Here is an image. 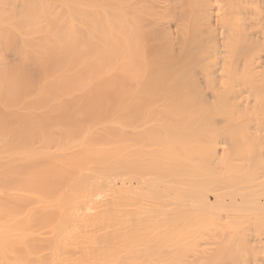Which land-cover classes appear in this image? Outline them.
<instances>
[{
    "label": "bare ground",
    "instance_id": "1",
    "mask_svg": "<svg viewBox=\"0 0 264 264\" xmlns=\"http://www.w3.org/2000/svg\"><path fill=\"white\" fill-rule=\"evenodd\" d=\"M121 1L123 0H120V2L118 0H0V155L2 156H0L2 159H0V161H3L2 164H0V170L3 174H0V176L2 175L1 181L5 191L2 195L3 199H1L3 200L2 206L4 210H2L1 206V212H5L7 216L6 219L1 222L6 226V228L4 226L3 228L5 229L4 236L6 234L4 247L7 251L18 250L22 253H33L39 255L38 257L40 259L45 258L44 253H48L49 258L52 260V264H116L119 253L118 249H120L118 248V244L122 243L121 247L123 252L133 255L132 258H137L139 263L143 264L144 258L150 259V253H152L154 249L158 250L159 248H155L154 245V249L151 250L152 246L149 244V241H147V243L144 241L148 240L144 239L145 237H148V235H152L149 237L153 238L157 237V243L159 244L161 241L160 246L162 247L160 248H164L165 250H163L168 252V248L165 245L166 243L162 241L164 236L166 239L168 238V233V236H172L173 234L175 235V233H184L183 230L185 229L182 224L178 225L180 227H174L172 224L173 228L170 229V227H167L169 231L164 228V224H161L163 226H159L158 229L157 226L156 228L153 227L155 226L152 225L154 219L149 218V210L152 207V203L153 207L151 209H154V206H158V208L154 210V212L157 211L155 212L156 216L160 215L159 218L156 217L155 219L157 220V222L155 221L157 225H159V221H164L165 215L167 217L169 215L175 221L177 216L179 219L181 215L187 212L190 213L189 211H184L188 206L185 205L186 208L182 209V202L184 203L183 200H185L188 205V198H191V195H196L197 197H195V199H199L200 201H198L200 203L205 202V206H207L208 203L210 209L211 206L209 204L211 203H209V194L211 193L210 195L213 198L212 205L214 204L220 209L222 208L221 213H223L224 210L227 211V213L230 212V209H228L229 211L226 210L229 207L235 208L239 202L238 199H240V201L242 200V204L246 203L245 206L247 205V207H244L247 211L249 210V212L253 209H255V211L256 209L264 211V178L261 180L257 178L256 181V179H254L256 178L255 174V177L250 174L251 177H249L252 178L253 176V180L257 183H253L252 179L244 178L245 181L247 180L249 183L251 180V185L246 188L243 183L247 185V181L244 182L241 179H235L240 177L243 173L238 172L239 169L241 171V169L248 168V166L250 167L252 162L251 157H254L253 153L256 155L264 151V0H223L226 5L223 4L227 8L224 7L219 0H215L214 2H212V0H201V4H198L200 8L199 6L196 7L198 10L195 11V8L193 9V7H191V9H193L191 11L195 13L194 15H197V11L199 12L198 15H202V17H197V20H199L198 23L202 24L203 21V24L200 25L206 27V34H210V37H208L209 39L206 38L210 44L208 43L207 46L205 44L207 48L204 47L206 49H204L205 53L201 52L202 50L200 49L202 48L198 49L203 56L192 55L193 57L190 56L191 54L187 55L186 51H188V49L186 50V48H184L186 51H181L183 47L176 51L173 49V42L170 40L169 32L167 29L160 26L161 24L158 21L160 16L163 17L161 14H158V12L149 13L146 11L149 18H153V20L149 21L148 19H143L144 16L147 17L144 12L145 10H149L151 6L152 10L156 8L153 7L155 6L154 2V5L151 4L149 8L146 7L147 9H144V5H141L144 0H138V3L135 0L137 4L140 3L144 11L142 8H138L139 10L134 8V4L130 5L131 7L127 5V7H125L127 11H125L124 2ZM154 1L157 2L156 0ZM216 2H219L222 7L218 4L219 6L215 8L213 3ZM143 3L145 4V2ZM148 3L149 2L146 3L147 6ZM189 3L191 2L189 1ZM114 5H116L115 8ZM164 7L166 6L164 5ZM182 9L184 10L183 5ZM168 11L167 14L170 13ZM163 12H165V9ZM150 14H153L154 17H150ZM164 14L166 15V12ZM183 16L184 15H182V17ZM212 16H215V18L213 19ZM190 17L188 20L192 19V16ZM210 18L215 20V27L210 25V22H212ZM126 19L128 22L130 20V22H126ZM195 19L194 16L193 21ZM145 20L149 21V23ZM184 20V23H187V14ZM152 21H154V24H152ZM180 21L182 23L183 18H181L179 22ZM189 23L190 21H188V24ZM183 24L182 27H185L184 30L182 29V32L178 31L180 34L182 33L180 36L182 39L180 40L183 41H180L179 44L177 43L178 45L184 42L185 39H190L191 34L189 35V33L192 32L191 30L194 27V24L193 27L187 24L186 26L188 27H186ZM197 27L195 26L193 30L196 29L197 31H194L199 33L198 30L200 29ZM216 28L218 30H216ZM185 29L189 32H186ZM195 32L193 36H195ZM175 38H177V36ZM203 38H205V36L202 37V40H204ZM194 39H197L196 36ZM134 40L138 41H136V43H140L139 46L138 44H133L135 43ZM191 40L192 38L190 39V42H192L190 45H195V42L193 43V40ZM176 41H179V39H176ZM218 42L219 44L224 43L222 46L224 49L221 48V50H219L220 48L217 46ZM201 43L198 44L200 45ZM221 45L222 44H220V46ZM176 46L177 45H175L174 48ZM222 49L224 52H221L223 51ZM195 105L196 107L198 106L200 110L203 106L204 108L205 106L209 108L212 106L217 110L223 108L226 112L225 108H228L231 115L235 113L236 110L234 109H239L240 112H236V114L239 116L241 114L246 119V123L244 122L243 124L247 125V122H249V125L252 126V123L258 122V119L261 122V124L258 122L255 130L254 126L253 129L249 126V129L251 128L250 130H254L249 132V129V131H246L248 125H243L242 120L240 124L246 128L244 133L246 131V137L247 139L249 138V140H246L243 132V134H238V139L241 141L242 138H245V142L242 139L243 143L246 145L248 143V145H252L250 143H253V146L256 144L255 142L258 141L255 146L257 147L259 143L258 146L261 147L262 145L263 148H261L263 151L258 147L261 150L258 149L259 152H253L252 155L249 154L248 151L243 152V154L245 153V155L247 154L249 157L247 155V157L245 155H241V157L240 154L236 156L233 154L234 157L230 154V156L232 155L231 158L233 157L231 163H228L231 159H229V156L227 157L229 160L225 158V162L227 161L225 163L220 155V161L222 160L224 164H222L223 168L219 171V175L223 176V178L227 177V179H221L223 180L222 185L221 181H219L220 176L218 174H215L217 177H215L214 174L211 175L215 177V179H209V185L211 183L214 185L215 182L216 187H213V189H210L209 185L205 186L204 184V182L208 183L207 179L205 180L204 178L206 173H201L203 176L205 175L204 177L198 175V177L204 178L202 180H205L202 184L206 188H203V186L201 187L202 184H200V186L198 184L196 185V182L192 181L193 179L188 181L191 183L189 184L185 180L188 179L187 173L185 178L184 176L182 177L184 179L181 178V174H178L177 171L176 173L179 176L173 174L175 170H171L173 171L171 174L174 175V178L175 175L176 178L177 176L180 177L182 181H184L183 185L179 186L177 182L179 179L175 178V181L172 175L173 179L171 178L170 182L169 175L171 171L167 172L169 173L168 177L165 171L167 169L170 170V168L172 169V167L168 168L172 164H167L170 162L169 160L173 159L175 154V156H179L186 161V158L184 159L186 156L181 153L184 152L183 150L190 148H186L185 141L188 142L191 140H187L184 135L185 133L179 126V122H181L182 118L179 116L182 113L175 112L176 110L173 112L170 109L173 107H183L184 109L188 107L189 109L190 106L193 107ZM207 107L205 109H207ZM231 108L234 113L231 112ZM146 109L154 110L146 112ZM156 109L158 111H156ZM182 112L187 111L184 110ZM230 113L227 112L226 114L221 112L219 117L224 119V117ZM184 114L186 115V113ZM136 118H139L140 122L141 120L143 121V119L145 120L142 123V125H145L143 128L141 125V128L139 126L137 128L135 127ZM148 118L150 119V123L153 120L155 123L156 121H158L157 123H161V125L159 124L160 126L165 124L163 128L158 127V124H156L157 128L164 131L160 129L157 130L155 126L153 127L157 131L150 130L152 127L148 129V126L146 127V125H149V123L146 124L149 120ZM193 118L196 119V117ZM212 119L213 118H211V120ZM222 119L220 120L225 121ZM232 120L234 119L232 118ZM250 120L254 121L251 123ZM173 123L175 126L171 125ZM183 124H185V120ZM167 125L168 127H166ZM196 126L198 125L196 124ZM242 126L239 127L241 131L243 129ZM174 127L175 129H173ZM203 127L205 128V126ZM221 127L222 126H219L217 128L221 129ZM168 128L171 129V132ZM199 128L200 127H198V129ZM233 128L237 129L238 127ZM165 129H167V131H165ZM196 131L197 130L194 132ZM199 131L200 130L197 131V135ZM214 131L217 130L214 129ZM206 132L210 133L209 131ZM202 134L203 133H201V135ZM215 134L219 133L217 132ZM221 134L223 135V133ZM197 135L193 137L195 142L189 144V141L188 144L194 145V149L192 146L190 149L200 152L204 148V145L202 147V145L196 143L197 141L199 142ZM225 135H223V137L229 136ZM209 136L210 135H208V137ZM240 136H242V138ZM190 137H192V135ZM211 137L213 136L211 135L209 139H212ZM215 138L220 139L219 135ZM250 140H252V142L246 143V141ZM209 141L208 142L211 143V140ZM215 141H213L214 144L211 143V145L208 143L210 145L209 147L207 145V149H209L208 151L210 152L208 153L212 155V159L213 157L217 158L216 150L217 148L220 149V147H217L219 146L218 141H216L217 143H215ZM244 144H242V146L245 147V149L241 146L244 149L243 151L251 149V147L249 148V146ZM162 145L166 148L163 149ZM222 145L224 144L222 143ZM119 147L121 150H119ZM227 148L226 145L221 146L222 155L229 150ZM119 151H121L120 167ZM165 151L169 152L165 153ZM186 151L188 152V150ZM170 152L172 153L169 155ZM187 152L186 154H188ZM163 153L169 156L167 155L168 157H166L168 160L166 159L160 162V164H163L162 162L165 163L161 168L160 166L158 167L156 160L162 157L161 155ZM200 153H197V156H199ZM229 153L230 150L225 154ZM202 154L199 157H203ZM192 155L191 152L189 160L192 158ZM135 156H137V158ZM256 156L260 157H258L259 159L257 162L254 161V164L258 163L260 160L261 164H259L263 166L264 153ZM169 157L171 159H169ZM177 157L176 160L180 161L178 160L179 157L178 159ZM199 157L198 159H200ZM257 157H255V160ZM201 161L200 159V162ZM254 166L255 165H253V167ZM165 167H167V169ZM190 167L194 168L193 165ZM175 168L173 167V169ZM184 168L182 169L184 170ZM187 168L188 167L185 169ZM193 168L190 169H196ZM119 169L122 172L120 171L119 173ZM261 169L260 171H262ZM158 170L164 174L166 173V177L163 173L158 172V177L159 175L163 176L159 177V179L157 177L154 178V175L157 176L156 172ZM180 170L179 172L181 173ZM253 170L256 171L257 169H252V173ZM196 171L198 172V170ZM229 172H231L232 175L237 173L240 176L236 175V177H234V175L232 178L230 177L232 175L228 176V174H230ZM142 173L146 174L144 175ZM198 174H200V172H198ZM146 175L148 176L146 177ZM191 176H193V174H191ZM257 176L260 177V175ZM229 177L234 179V182L231 180L232 184H235L236 180L237 187L236 185H232L231 189L234 188L233 190L223 187L224 184L228 187L227 183H230ZM241 177H243V174ZM217 180L219 183L216 182ZM238 182H240L241 189ZM134 183L136 187H141L140 190L138 189L139 192L136 188L135 194L133 191V188H135L133 185ZM185 184L188 186L186 187ZM144 186H148L149 188L147 187V189L145 188V190L142 191V187ZM197 186L201 187V189L209 188L211 191H207L209 194L207 192L203 193L204 190L200 191ZM188 187L191 193L186 190ZM238 187L240 190H238ZM182 189H184V193L185 191L190 193L191 197H187L185 194L187 201L185 195L182 197V194H184ZM146 190H149L147 191L149 193H147L148 197H146V193L144 192ZM236 190L239 193L242 192L240 195H243L244 199L241 198L242 196L237 199L239 193ZM143 192L145 195L142 196ZM154 194H156L155 198L152 199ZM136 199L138 201H136ZM195 199L192 200L191 198L192 201H189H191V203L193 201L196 202ZM135 202L136 204L139 202L137 205L139 209H137L138 211H134H137V213L139 212L140 215V217L139 215L138 217L136 216L137 225L134 224L136 226L133 225L135 219L134 216H132V214H136L133 213L135 207L132 208L135 206ZM167 203H170L172 206L180 204L179 210L182 211L178 213H176V210L170 211L169 208L171 205L169 204L168 213L167 207H165ZM142 205L146 207L144 206L143 208ZM161 205L163 207H161ZM119 207L122 210H120V212L123 213V219L121 218V242L118 240V235L120 234ZM192 208L188 209L192 211ZM205 209H207V207ZM245 209L244 211L246 212ZM151 211L153 212V210ZM217 211L214 212V214L216 213V221ZM232 212L236 213V210L233 209ZM245 212L242 213L245 214ZM200 213L201 210L199 211V215ZM204 214H206L205 211H203V215ZM229 214L232 213L230 212ZM249 214H245L246 219ZM258 214L260 216L261 212L258 211ZM258 214L254 212L257 218ZM209 215L211 217L213 214L209 212ZM218 215L220 216L219 218H221V214L219 213ZM232 215L231 218L230 216L228 218L226 215H224V217L228 219V221L230 219L233 221V218L236 220L237 215H235L236 217L234 215L232 217ZM240 215L241 213L239 217ZM210 217H206V222L208 220L210 223L214 222L210 221ZM213 218H215L214 215ZM223 218H221V220ZM250 218L248 217V220ZM260 218L261 220L264 219L263 217ZM14 221L16 223H14ZM193 222H190V224H193ZM262 223H264V221H262ZM165 224L167 226V218ZM217 226L218 224L216 225V228L219 227L218 229L214 227L215 236L219 238V240H221L220 237H222V241L224 240L223 243L225 241L228 243L227 239L230 237L223 239L224 236H222V234L227 236L223 226L220 225L223 229L222 231L221 227ZM194 227L191 226L192 230ZM203 227L201 228L202 230ZM188 228L189 227H187V229ZM153 229H157V233L156 231L152 232ZM189 230L191 229L189 228ZM250 230L251 229H249V232ZM235 231H237V229ZM235 231H233V233H235ZM136 235L138 237H136ZM178 236L179 234L177 237ZM184 236L183 238H185ZM238 237H236L237 240H239ZM136 238H140L141 240L138 239L137 241ZM204 238L205 236L203 239ZM211 238L215 239V243L218 241L220 244H215L216 247L211 241L216 251H213V255L216 253L213 257L215 260H218L220 254H225V251L228 250V248L227 250L222 249L229 247V243L228 245L220 243L218 239L214 238V235L211 236ZM142 239L144 242H142ZM139 240L141 241L140 243ZM254 241L252 242L251 240L253 244L258 240ZM202 242L206 244V241L202 240ZM259 242L258 244L260 245L257 246L262 250V252L260 251L262 253L260 264H264V239L262 241L259 240ZM195 243L197 242L195 241ZM158 244L157 246H159ZM163 244L165 246H163ZM179 244L181 243L179 242L177 245ZM221 245L223 248L219 249ZM196 247L198 248V243ZM236 247L234 248L236 249ZM177 249L176 253L178 254ZM185 249L186 248L183 250ZM237 249L235 250L236 252ZM183 250L181 253L183 252L184 254H181V259L184 258L183 260L186 261L188 254L186 256L185 252L188 251ZM243 250L241 251L243 252ZM230 251L231 250H229V252ZM248 251L246 250V252ZM161 252L159 250V253ZM229 252L227 254H229ZM205 254H207V252ZM230 254L232 256L231 252ZM166 256L167 255H165V257ZM172 256L169 258L171 262L172 259L174 261ZM163 257L164 255H162V258ZM175 258H177V255ZM190 258L194 259L192 255ZM190 258L188 259L190 260ZM210 258H207L208 261ZM230 258L231 257H229V260ZM181 259L179 261L175 259L176 263L172 262V264H183ZM214 259L212 261H215ZM162 260H164V258ZM202 260L203 259L200 261ZM229 260L225 263H229ZM231 261H233V264H237L238 262L237 260V262L234 263L235 260L233 259H231ZM244 261L245 264L246 259ZM171 262L169 264H171ZM248 262L247 264H249ZM166 263L168 264V262ZM199 263L200 262H198V264ZM205 263L208 262L206 261ZM215 263H217V261Z\"/></svg>",
    "mask_w": 264,
    "mask_h": 264
},
{
    "label": "rangeland",
    "instance_id": "2",
    "mask_svg": "<svg viewBox=\"0 0 264 264\" xmlns=\"http://www.w3.org/2000/svg\"><path fill=\"white\" fill-rule=\"evenodd\" d=\"M118 1L120 2V0H118ZM136 1H137V3H138V0H136ZM146 1L149 2V3H148V6L146 5V3H147ZM150 1H151V3H150ZM156 1H157L158 3L155 2L154 0H149V1H148V0H144L143 2H145V4H144L142 1H140V2H142L141 5H144V7H143L144 9H147L146 7L149 8V6H151V4H152V5L155 4V6H153L154 8L156 7L155 9H153L154 11H153L152 8H151L152 6L150 7L151 10H150V8H149L150 11H149L148 9L144 11V9H143L142 6L140 5V3L137 4V3L135 2V0H123V1H121V2H124V3H123V4L125 5L124 8L127 7V5H128V7H131L130 5H132V4H134V6H135L134 8H136L137 10H139L138 8H142L143 11L146 13L145 15H147V12H149V13H151V12H156V13H157V12H158V14H161V15L164 17V18H163V17L160 16L161 18L159 17V19H158V21H159L160 24H161L160 26H162L164 29H167V31L169 32V34H170V38H171L170 40H172V42H173V43L171 42V43H172V47H173V49H175V51L178 50L179 48L183 47V49H181V51H186V50L188 49V51H186V53H187V55H190V54H191V55H190L191 57H193V56H197V55H198V56H200V55L203 56L202 53H203V52L205 53V50L207 49L206 46H207V44L209 43V41H207L206 38L210 37V36H209L210 34H206L207 31H205V30H207V29H206L205 26H201V25L203 24V21H202V24H201V23H198L199 20H197V17H199V16L202 17V15H198V13H199L198 11L196 12L197 15H194L195 13H193V11H191V10H193L194 8H195V9H194L195 11L198 10V8H196L197 6H199V8H200V5H198V4H201V0H197V1H196V0H181V1H180V0H177V1H176V0H156ZM160 1H161V2H160ZM174 1H175V2H174ZM178 1H179V2H178ZM189 1H190L191 3H189ZM214 1H215V0H212V2H214ZM217 1H218V0H217ZM219 1H220V3L222 2L221 4L224 3V4L226 5V3L223 2V0H222V1L219 0ZM224 1H225V0H224ZM115 2L118 3L117 1H115ZM115 2H114V3H115ZM153 2H154V4H153ZM171 2H172V3H171ZM185 2H188V3H185ZM116 3H115V4H116ZM169 3H170V4H169ZM177 3H178V4H177ZM180 3H181V4H180ZM184 3H185V4H184ZM195 3H196L197 5H196ZM220 3H219V2L213 3V6L216 8L217 6L221 5ZM136 4H137V5H136ZM157 4H158V5H157ZM159 4H160V5H159ZM167 4H169L170 6L167 5ZM188 4H189V5H188ZM192 4H195L196 6H195V5H192ZM218 4H219V5H218ZM224 4H223V6L226 7ZM116 5H117V4H116ZM116 5H114V8L116 7ZM138 5H139V7H138ZM156 5H157V6H156ZM164 5H165L166 7H164ZM172 5H173V7H172ZM176 5H177V6H176ZM182 5H183L184 10L182 9ZM159 6H160V7H159ZM174 6H175V7H174ZM162 7L165 9L166 15L164 14L165 12H163L164 9H163ZM191 7H193V9H191ZM221 7H222V5H221ZM157 8H158V9H157ZM161 8H162V9H161ZM169 8H170V9H169ZM174 8H175L176 10H175ZM226 8H227V7H226ZM125 9H126V8H125ZM156 9H157V11H156ZM167 9H168L169 11H168ZM178 9H179V10H178ZM189 9H190V10H189ZM161 10H163V11H161ZM174 10H175L176 12H175ZM115 11H116V10H115ZM125 11H127V9H126ZM146 11H147V12H146ZM167 11L170 12V13L167 14ZM173 11H174V12H173ZM186 11H187V13H186ZM189 11H190V12H189ZM162 12H163V13H162ZM184 12H185V13H184ZM100 13H101V11H100ZM120 14H121V13H120ZM153 14H154V13H153ZM153 14H152V15H153ZM173 14H174V15H173ZM175 14H178V15H175ZM186 14H187V23H184V21H185L184 19L186 18ZM190 14H193V15H190ZM215 14H216V13H215ZM99 15H100V14H99ZM121 15H122V14H121ZM150 15H151V14H150ZM152 15H151L150 17H154V15H153V16H152ZM182 15H184L185 17H184V16L182 17ZM100 16H101V15H100ZM174 16H175V17H174ZM177 16H178V17H177ZM188 16H189V17L192 16V19L188 20V19H189ZM194 16H195V18H196V19H195L196 21H195V20L193 21ZM215 16H216V15H215ZM215 16H212V18L214 19ZM174 18H175V19H174ZM181 18H183V22H182V23H181V21L179 22V20H180ZM190 18H191V17H190ZM212 18H210V19H211L210 21H212V22H210V25H212L213 27H215V25H214V24H215V20H212ZM143 19H148L149 21H150V20H153V18L150 19L148 15H147V17L144 16ZM176 19H177V20H176ZM178 19H179V20H178ZM126 20H127V19H126ZM168 20H169V21H168ZM145 21H147V20H145ZM149 21H147V22L149 23ZM161 21H162V22H161ZM177 21H178V22H177ZM188 21H190L189 24H188ZM126 22H128V20H127ZM129 22H130V20H129ZM129 22H128V23H129ZM152 22H153V23H152ZM152 22H151V23L154 24V21H152ZM193 22H194V23H193ZM173 23H174V24H173ZM178 23H181V24H178ZM183 23H184V24H183ZM191 23L194 24V27H195V26H196V27L198 26L197 28L200 29V30H198L199 33H196V32L194 31V30H196V29L193 30L194 27H193V24H191ZM197 23H198V24H197ZM212 23H213V24H212ZM182 24H183L184 26H186V24H187L188 26H189V25H190V26L192 25V26H191V27H193L192 30H191V29H188V28H187V29H188V30H191L192 32H193V31L195 32V36H196V38H197V39H196L197 41L194 39V37H195V36H193V35H194V32H193V35H192V32H191V31H190L191 33H189V35L191 34L190 39H191V38H192V40L194 39V40H193V43L195 42V45H194V44H192V46L190 45L192 42H190V39H189V38H188V40L185 39V40H187L188 42L184 40L185 43L182 42L180 45H178V44L180 43V41H183V40H180V39H182V37H180L182 33H181V34L179 33V32H182V29L184 30V28H185V27H184V28L182 27ZM196 24H197V25H196ZM200 24H201V25H200ZM127 25H128V24H127ZM179 25H180V26H179ZM199 25H200V28H199ZM177 26H178V27H177ZM188 26H186V27H188ZM179 27H180V30H181V31L179 30ZM201 27H202V28H201ZM177 28H178V29H177ZM185 30H186V29H185ZM188 30H186V32H187ZM216 30H218V29L216 28ZM178 31H179V32H178ZM196 31H197V30H196ZM204 31H205V33H204ZM183 32H184V31H183ZM186 32H184V33H186ZM188 32H189V31H188ZM196 34H197V35H196ZM200 35H201V37H200ZM176 36H177V38H175ZM203 36H205V38H203L204 40H202V37H203ZM200 38H201L202 41L200 40ZM176 39H177V40L179 39V41H176ZM198 39H199L200 41H199ZM208 39H209V38H208ZM192 40H191V41H192ZM134 41H135V40H134ZM136 41H137V40H136ZM136 41H135V43H133V42H132V43H133V44H136V45L138 44V46H139L140 43H136ZM203 41H205V42H203ZM137 42H138V41H137ZM147 42H148V41H147ZM174 42H175V44H174ZM197 42H198V43H201V42H202V43H201L202 45L200 44L201 47H200V45H199ZM177 43H178V44H177ZM183 43H184V45L182 46ZM205 44H206V46H205ZM209 44H210V43H209ZM220 44H222V45L220 46ZM220 44H219V42H218V45H217V46H219V47H218V48H220L219 50H221V48L224 49V47H222V46L224 45V43H220ZM136 45H135V46H136ZM175 45H177V46L174 48ZM187 45H188V46H187ZM203 45H204V46H203ZM138 46H137V47H138ZM178 46H180V47H178ZM198 46H199V48H198ZM137 47H135V48H137ZM189 47H190V48H189ZM204 47H205L206 49H205ZM176 48H177V49H176ZM184 48H186V50H185ZM200 48H202V49H200ZM208 48H209V47H208ZM190 49L193 50V51H191ZM198 49L202 50V51H201L202 53H200V50H198ZM204 49H205V50H204ZM223 49H222V50H223ZM233 49H234V48H233ZM208 50H209V49H208ZM190 51H191V52H190ZM188 52H189V53H188ZM206 52H208V51H206ZM221 52H224V50L221 51ZM177 53H178V52H177ZM186 53H185V55H186ZM233 53H234V50H233ZM233 53H232V54H233ZM206 54H207V53H206ZM234 54H235V53H234ZM192 55H193V56H192ZM232 56H233V55H232ZM190 107H191V106H190ZM190 107H189V109H188V107H187V108L185 107V109H184L183 107H182V108H180V107H177V108H176V107H173V108L170 109V110L173 111V112L176 110L175 112L182 113V114H180V116H179V117H182V118H181V122H182V123L179 122V124H180L179 126L182 128L181 130L185 133L184 135H185V137L187 138V140L191 139V140H189L190 142L188 141L189 144H192V142H193V143L195 142L193 137H194L195 135H197V131H198V130L201 131V132H200V131L198 132V133L200 134V135H199V134L197 135V136H198V140H199V142L197 141L196 143L202 145V147H203V145H204V148H205L206 150L203 148V149L200 151L201 153H200V152H196L195 150H193V149H194V145H193V146H192V145H189L188 142L185 141V142H186V144H185V145H186V148H189V147L191 148V146H192V148H193V149H190V148H189V149H186V150H188V152H187L186 150H183L184 152L181 153V154H184V155L186 156V157H184V159L186 158V159H185L186 161H184L183 158L181 159L179 156H178V157H179V159H178V157L175 156L176 154L174 155V153H173V155H174V157H175V158L173 157V159L176 160V157H177L178 160H180V161L182 160V161L180 162V161H177V160L175 161V160L171 159V158H170V157L172 156V155H171V156L169 157V159H171L172 162H174V161H175V162L172 163L171 160H169L170 162L168 161L169 163H168L167 165L172 164V165L169 166L168 168L172 167V169L170 168V170H168L167 167H165V168L167 169V170H165L166 173H167V172H170L171 170H173V171L175 170V172H174L173 174H177V173H176V171H177L178 174H181V178H182L183 176H184V178H185V175H186V173H187L188 176H187V175H186V176L188 177V179H185V180L188 182V181H191V180L193 179L192 181L196 182V185L198 184L199 186H200V184H202L203 181H205V180L207 179V182H208V183H205V182H204V184H205V186H206V185H209V181H210L209 179H212V178L215 179V177H217V175L215 176V174H218V175L220 174L219 171L223 168V167H222V164H224V163L222 162V160L225 162V158H227L228 156H229V159H230L231 156H232L233 154H234L235 156L238 155V154H240V156H241V155L243 156V155H245V153L243 154V152H246V151H248L249 154H251V155H252L253 152H256V151L259 152L258 149L261 148L262 145L260 144L261 147H259V146H258L259 143H258V145H257V147H256L255 145L257 144L258 141L255 142L256 144H254V146H253V143H250V144H252V145H248V144H249L248 142H252V140H250V141H246V143H248L247 145L244 144L243 141H242V139L244 140L245 138H246V140H249V138L247 139V137H246V134H247L246 131L249 129V126H250V125H249V122H247V123H248V124H247L248 126H247L246 124H243V123L245 122L246 119H245L241 114H240V116H239L238 114H236V112H240L239 109H234V110H236L235 113H234L233 110H232V108H231V110H232L231 112L234 113V114H232V115H233V116H232L231 113H230V110H229L228 108H225V109H226V112H225V110H224L223 108H221V109L219 108L218 110H220V111H218L217 109H215V107H212V106H210V108L207 107V106H205V108L207 107V109H205L204 106H203V107L201 106V107H202L201 110H200V108H199L198 106L196 107V105L193 106V107H191V108H190ZM211 107H212V108H211ZM175 108H176V109H175ZM179 108H180V109H179ZM208 108H209V109H208ZM141 109H142V108H141ZM141 109H139V110H141ZM160 109H161V108H160ZM227 109H228V110H227ZM143 110H145V109H143ZM147 110H148V109H146V112H149V111H153L154 109H151V110H148V111H147ZM170 110H169V111H170ZM179 110H180V112H179ZM184 110L187 111V112H182V111H184ZM195 110H196V111H195ZM198 110H199V112H201V113H199ZM205 110L207 111V114H206V111H205ZM210 110H211V111H210ZM135 111H136V110H135ZM156 111H158V110L156 109ZM188 111H189V112H188ZM217 111H218V112H217ZM195 112H196V113H195ZM202 112H203V114H202ZM219 112H220V113H221V112H222V113H226V114H227V112H228V113H230V114H228L229 116H228V115L225 116V117H228V118H225V117H224V119H222V118L219 117V116H220V115H219V114H220ZM184 113H186V115H185ZM193 113H194V114H193ZM197 113L199 114V116H198ZM204 113H205V114H204ZM208 113H209V114H208ZM211 113H212V114H211ZM201 114H202V115H201ZM181 115H182V116H181ZM183 115H184V116H183ZM203 115H204V116H203ZM206 115L209 116V117H207ZM211 115H212V116H211ZM0 116H1V112H0ZM190 116H191V118H190ZM230 116H231L234 120H232V118H231ZM241 116H242L243 118H242ZM187 117H188V118H187ZM193 117H196V119H197L199 122H198L195 118H193ZM205 117H206V118H205ZM201 118H202V119H201ZM204 118H205V120H208V121H205ZM211 118H213V119L211 120ZM230 118H231V120H230ZM241 118H242V119H241ZM136 119H137V120H135V122H136L137 125L135 124V127L137 128L138 126L140 127V125H141L142 128H143V126H145V125H142V123H143L145 120L143 119V121L141 120V122H140V119H139V118H136ZM148 119H149V118H148ZM148 119H147V120H148ZM200 119H201V120H200ZM209 119H210V120H209ZM216 119H217V120H216ZM220 119L225 120V121H221ZM255 119H256V118H255ZM147 120H146V121H147ZM151 120H152V119H151ZM182 120H183V121H182ZM184 120H185V124H183V123H184ZM188 120H189V121H188ZM191 120H192V121H191ZM202 120H203V121H202ZM242 120H243V122H242ZM149 121H150V119L148 120V122H146V124L149 123V125H146V127L148 126V129H149V127H152L150 130H154V131H155L156 129L158 130V129H160L161 127L163 128V125H164V127H165V124H163L162 126H160L161 123H157L158 121H156V123L153 122V120L151 121V123H150ZM154 121H155V120H154ZM210 121H211V122H210ZM219 121H220V122H219ZM226 121H227V122H226ZM247 121H248V120H247ZM250 121H251V123H252L254 120H250ZM255 121H256V120H255ZM257 121L260 122L259 119H258ZM135 122H134V123H135ZM138 122H139V123H138ZM172 122H174V121H172ZM172 122H170V123H172ZM216 122H217V123H216ZM228 122H229V123H228ZM241 122H242L243 125H246L248 128H247V129L244 128V127L242 126V124H240ZM258 122H257V123L254 122L255 124L252 123V126H250V127L253 129V126H254V130H255V127H256V125L258 124ZM195 123H196L198 126H196ZM204 123H206L207 125L204 124ZM208 123H209V124H208ZM212 123H213V124H212ZM221 123H222V124H221ZM225 123H226V124H225ZM236 123H237V124H236ZM245 123H246V122H245ZM251 123H250V124H251ZM156 124H158L157 126L160 127V128H157ZM159 124H160V125H159ZM181 124H182V125H181ZM202 124H203V126H205V128L202 126ZM215 124H216V126H215ZM238 124H240V125H238ZM259 124H261V122H260ZM171 125H174V126H175L174 123L171 124ZM217 125H218V126H217ZM223 125H224V126H223ZM153 126H155L156 129H155ZM169 126H170V125H169ZM177 126H178V124H177ZM179 126H178V127H179ZM190 126H191V128H190ZM201 126H202V129H201ZM219 126H222L223 128H222V127H221V129L217 128V127H219ZM240 126L243 127L242 131H241L240 128H239ZM246 126H245V127H246ZM166 127H168V125H167ZM180 127H179V128H180ZM198 127H200V128L198 129ZM206 127H207V128H206ZM229 127H230V128H229ZM231 127H232V128H231ZM233 127H236V128L238 127L239 129H238V128L235 129V128H233ZM140 128H141V127H140ZM153 128H154V129H153ZM176 128H177V127H176ZM183 128H184V129H183ZM195 128H197V129H195ZM203 128H204V129H203ZM251 128H250V129H251ZM256 128H257V127H256ZM168 129H169V128H168ZM173 129H175V127H174ZM185 129H186V130H185ZM208 129H209V130H208ZM214 129L217 130V131H214ZM218 129H219L220 131H219ZM245 129H246V131H245V133H244V130H245ZM250 129H249V130H250ZM157 130H156V131H157ZM160 130H161V129H160ZM170 130H171V129H169V131H170ZM178 130H180V129H178ZM192 130H193V131H192ZM195 130H197V131L194 132ZM222 130H223V131H222ZM235 130H236V131H235ZM239 130H240V131H239ZM249 130H248V131H249ZM254 130H250L249 132L254 131ZM161 131H164V130H161ZM165 131H167V129H165ZM169 131H168V132H169ZM182 131H181V132H182ZM204 131H205V132H206V131H209L210 133H207V132L205 133ZM170 132H171V131H170ZM188 132H189V133H188ZM212 132H213V134H212ZM217 132H218L219 134H215V133H217ZM220 132L223 133V135L226 134V135H229V136H226V135H225L226 137H223V135H222ZM224 132H225V134H224ZM226 132H227V133H226ZM234 132H235V133H234ZM242 132H243L244 134H243ZM187 133H188V134H187ZM201 133H203V134L201 135ZM220 134H221V135H220ZM238 134H239V135H240V134H243V135L245 136V138H242V136H240V137L242 138V139H241L242 142L239 141V139H238ZM191 135H192V137H190ZM208 135H210V136L212 135L213 137H211V138H212L213 140H212V139H209L210 136L208 137ZM218 135H219L220 139H217L218 137L215 138V137L218 136ZM200 136H201V137H200ZM234 136H235V138H234ZM244 136H243V137H244ZM183 137H184V136H183ZM227 137H229V138H227ZM195 138H196V137H195ZM184 139H185V138H184ZM184 139H183V141H184ZM207 139H208V140H207ZM236 139H238V140H236ZM120 140H121V139H120ZM120 140H119V142H120ZM209 140H211V143H213V144H214L213 141H215V140L218 141V145H219V146H217L216 144H215V145H216L217 147H220V149L217 148V150H216V152H217V153H216V156H217V158H218L219 163H218V161H217V158H214V157H213V159H212V155H209L210 152L208 151L209 149H207V145H208V147L211 145V143H209V142H210ZM235 140H236V141H235ZM206 141H207V142H206ZM208 141H209V142H208ZM216 141H215V143H217ZM224 141H225V142H224ZM237 141H238V142H237ZM255 141H256V139H255ZM220 142H221V143H220ZM239 142H240V144L242 143V144H244V145H246V146H249V148L251 147V149H249V150L246 149L245 151H243V150L245 149V147H243L242 144H241V146L244 148V149H243V148L240 146ZM244 142H245V140H244ZM253 142H254V141H253ZM206 143H207V144H206ZM208 143H209L210 145H209ZM222 143H223L224 145H226V148L228 147L227 149L230 150V153H229V154H225L226 152H229V150H227L225 153H223V155L221 154V146H224V145H222ZM237 143H238V144H237ZM229 144H230V145H229ZM119 145H120V143H119ZM163 145H164V144H163ZM163 145H162V148L165 149L166 147H163ZM166 145H169V144H166ZM220 145H221V146H220ZM164 146H165V145H164ZM252 146H253L254 148H253ZM230 147H231V148H230ZM258 147H259V148H258ZM246 148H247V147H246ZM256 148H257V150H256ZM262 148H263V147H262ZM262 148H261V149H262ZM253 149H254V150H253ZM261 149H259V150H261ZM119 150H121L120 147H119ZM185 151H186L188 154H186ZM261 151H263V149H262ZM166 152H169V151H165V153H166ZM191 152H192L193 155H192V158H190V160H189V157H191ZM202 152H203V154H202ZM208 152H209V153H208ZM241 152H242V153H241ZM257 152H256V153H257ZM0 153H1V150H0ZM165 153H163V154L161 155L162 157H160V158L158 157V158H159V159H157L158 161L156 160V163H158V167H159V166L161 167L163 164H165L164 162H162L163 164H160V162L163 161V160H166V159H167L166 157H168L172 152H170L169 155L167 154L168 156L165 155ZM197 153H198V154L200 153L199 156H201V154H202L203 157H199V156H197V155H198ZM262 153H264V151H263ZM262 153H257L256 155H258V154L260 155V154H262ZM189 154H190V155H189ZM194 154H196V155H194ZM230 154H232V155L230 156ZM220 155H221V157L223 158L221 161H220V159H221V158H220ZM234 155H233V156H234ZM246 155H247V154H246ZM246 155H245V156H246ZM251 155H250V157H251ZM253 155H254V157H251V159H252L251 164H253V165H255V166L253 167V165L250 164V167L248 166V168L241 169V171H240V169H239V171H238V172H240V173L243 172V173H242V174H243V177H241L242 174H241V176H240V175L237 174V173L234 174V175H235V176H234V175H232L231 172H229L230 174H228V176L232 175V176H230V177L233 178V176L236 177V175H237V176L239 175L240 177L235 178V179H237V180H238V179H239V180L241 179V180H243L244 182L247 181V180L245 181L246 178H247V179H252L253 183L257 181V178H259L260 180L263 179V178H264V177H263L264 174H262V173H264V167H263L264 164H263V166L260 165V164H261V163H260V160H259L258 163H255V164H254V161L257 162L258 159H259L258 157H260V156L257 157L254 153H253ZM0 156H1V155H0ZM187 156H188V158H187ZM193 156H194V158H193ZM213 156H214V155H213ZM235 156H234V157H235ZM242 156H241V157H242ZM247 156L249 157V155H247ZM247 156H246V157H247ZM1 157H2V156H1ZM135 157L137 158V156H135ZM182 157H183V156H182ZM198 157H199L203 162H202V161L200 162V159H198ZM255 157H257L256 160H255ZM162 158H163V159H162ZM164 158H165V159H164ZM232 158H233V157H232ZM232 158L230 159V162L228 161V163H231ZM244 158H245V157H244ZM0 159H1V158H0ZM187 159H188V160H187ZM193 159H194V160L196 159V160L194 161ZM197 159H198V161H197ZM227 159H228V158H227ZM229 159H228V160H229ZM234 159H235V158H234ZM1 160H2V159H1ZM159 160H160V161H159ZM167 160H168V159H167ZM135 161H136V160H135ZM216 161H217V162H216ZM234 161H235V160H234ZM2 162H3V161H0V164H2ZM182 162H183V163H182ZM220 162H222V163H220ZM226 162H227V161H226ZM226 162H225V163H226ZM154 163H155V162H154ZM154 163H153V164H154ZM179 163L182 164V165H180ZM188 163H189V164H188ZM201 163H202V164H201ZM234 163H235V162H234ZM259 163H260V164H259ZM263 163H264V162H263ZM136 164H137V161H136ZM178 164H179V165H178ZM186 164H188V165H186ZM220 164H221V165H220ZM232 164H233V162H232ZM256 164H257V165H256ZM137 165H138V164H137ZM156 165H157V164H156ZM177 165H178V166H177ZM192 165H193L194 168H196V169H194L193 167H190V166H192ZM120 166H121V151H119V167H120ZM180 166H182V167H180ZM185 166L188 167V168L185 169V168H186ZM206 166H207V167H206ZM260 166H261L262 169L260 168ZM163 167H164V166H163ZM173 167H174V168L176 167V168L173 169ZM184 167H185V168H184ZM198 167H199V168H198ZM203 167H204V168H203ZM258 167H259L263 172L260 171V169H259ZM161 168H162V167H161ZM161 168H160V169H161ZM177 168H178V170H177ZM179 168H180L181 170H180ZM182 168H184L185 171H184ZM190 168H193L195 171L192 170V169H190ZM239 168H241V167H239ZM254 168H256L257 170H256V171L253 170V173H252V169H254ZM202 169H203L204 171H203ZM258 169H259L260 172L258 171ZM179 170L181 171V173L179 172ZM190 170H191L192 172H191ZM196 170H198V172H200V174H198V172H197ZM234 170H235V169H234ZM234 170H233V172H234ZM120 171H121V170L119 169V173H120ZM162 171H163V170H162ZM173 171L170 172V175H169V173H167V177H168V175L170 176V178H169V179H170V180H169L170 182H171V178H172V176H173V178H174V175L171 174ZM201 171H202V172H201ZM257 171H258L259 173H258ZM121 172H122V171H121ZM158 172H159V173H163V172H161V171L158 170V171L156 172V174H157ZM184 172H185V173H184ZM236 172H237V170H236ZM249 172H250V173H249ZM254 172H257L258 174H257V173H254ZM159 173H158V174H159ZM166 173H165V174H166ZM201 173H203V174L206 173V174H205L206 176L204 175V176H205V177H204L203 174H201ZM0 174H3L1 170H0ZM121 174H122V173H121ZM142 174H144V173H142ZM145 174H146V173H145ZM145 174H144V175H145ZM153 174H155V173H153ZM158 174H157V176L154 175V178L157 177V178L159 179V177H162V176H163V175H162V176L159 175V177H158ZM163 174H164V173H163ZM165 174H164V175H165ZM178 174H177V175H178ZM191 174H193V176H191ZM213 174H214L215 177H212V176H211V175H213ZM247 174H249V175H247ZM250 174L253 175V176H254V174H255L256 178H254L255 176H254V177L252 176V178H250V177H251ZM261 174H262V175H261ZM151 175H152V174H151ZM171 175H172V176H171ZM198 175H200V176L202 175V177H204L205 180H202V179H204V178H202V177H198ZM246 175H247V176H246ZM257 175H260V177L257 176ZM1 176H2V175H1ZM1 176H0V200L3 199V196H2V195H3V193L5 192L4 189H3V186H2V181H1L2 178H1ZM147 176H148V175H146V177H147ZM178 176H179V175H178ZM178 176H177V178H176V175H175V178H176V179H179V181H177V182H178V185H179V186H180V185H183V182H184V181H182V179H184V178L181 179V178L178 177ZM219 176H220L219 181H221V183L223 182V180H221V179H225V178L227 179V177L223 178V176H221V175H219ZM219 176H218V177H219ZM249 176H250V177H249ZM165 177H166V175H165ZM165 177H164V178H165ZM207 177H208V178H207ZM209 177H211V178H209ZM230 177H229V178H230ZM148 178H149V177H148ZM148 178H147V179H148ZM173 178H172V179H173ZM175 178H174V180H175ZM229 178H228V179H229ZM232 178H230V180H229V182H230L231 184H230V183H227L228 187H226L225 184H224L223 187H225L226 189H229V188H230V190H233L234 188H233V189H231V188H232V185H236V180H235V184H234V183L232 184V181L234 182V179H232ZM244 178H245V179H244ZM253 178L256 179V181H254ZM151 179H152V178H151ZM216 179H218V178H216ZM226 179H225V180H226ZM231 180H232V181H231ZM263 180H264V179H263ZM167 181H168V180H167ZM172 181H173V180H172ZM175 181H176V180H175ZM181 182H182V183H181ZM194 182H193V186H194ZM212 182H213V181H212ZM216 182L219 183L218 180H217ZM224 182H225V181H224ZM258 182H260V181H258ZM174 183H175V182H174ZM188 183L191 184L190 182H188ZM238 183H239V185H240V182H238ZM247 183H248L247 185H246V183H243V184H245V185H244L245 188H246L247 186L251 185V180H250V183H249V181H247ZM256 183H257V182H256ZM211 184H212V183H211ZM211 184L209 185V186H210V187H209L210 189H211V188L213 189V187H214V188L216 187V186H215V182H214V185H213V184L211 185ZM241 184H242V182H241ZM133 185L135 186V188H133V191H134V194H135V190H136V188H137V191H138V189L140 190L141 187H136V184H135V183H134ZM147 185H148V184H147ZM196 185H195V187H196ZM220 185H221V184H220ZM222 185H223V183H222ZM229 185H230V187H229ZM239 185H238V186H239ZM134 186H133V187H134ZM185 186L187 187L188 185L185 184ZM189 186H190V185H189ZM202 186H203V188H206V187H204L203 184L201 185V187H202ZM242 186H243V185H242ZM147 187H148V186H147ZM147 187H145V186L142 187V191L145 190V188L147 189ZM183 187H184V186H183ZM201 187H198V186H197V188H198L200 191H203V190H204L203 193H206V192L209 190V188H207V189H203V188H202V189H201ZM223 187H222V188H223ZM236 187H237V185H236ZM148 188H149V187H148ZM225 188H224V190H225ZM242 188H243V187H242ZM240 189H241V185H240ZM240 189H239V187H238V190H240ZM2 190H3V191H2ZM186 190L189 191V190H190L189 187H188ZM224 190H223V191H224ZM120 191H121V190H120ZM137 191H136V192H137ZM147 191H149V190L144 191V192L146 193V197H148V194H149ZM156 191H157V190H156ZM210 191H211V190H209V192H210ZM236 191H237V190H236ZM138 192H139V191H138ZM144 192H143L142 196L145 195ZM182 192L184 193V189H182ZM186 192H187V191H185V193L182 194V195H183L182 197H184L185 194L187 195V197H188V196H189V197L192 196V197H191L192 200H194L195 197H197L196 195H191V196H190V193H191L190 191H189L190 193H189V192L186 193ZM209 192H207V193L209 194ZM237 192H238V191H237ZM147 193H148V194H147ZM238 193H239V192H238ZM238 193H236V194H238ZM243 193H244V190H243ZM210 194H211V193H210ZM210 194H209V197H210V202H209V203H211V204H209V205L211 206V208H210L211 210L209 209L208 203H207V206H205V202H201V203H200V202H199L200 200L197 199V198L195 199L196 202L193 201L192 203H191V201H192L191 198H188L189 200H191V201L188 200V202H189L188 205H187V202H185V200H183L185 204L182 202V204H183L182 207H183V208H182V207H181V208H182V209H185L186 206H188L184 211H185V212L189 211L191 214L187 212V213H185V214H183V215L180 216V213H179L180 218L178 219V216L175 218V221L178 222V223H176V222H175V221H174L169 215H168L169 218L165 215L166 217L164 216L165 219H164V221H162L163 223L159 221V222H158L159 225H157V223H155V221L157 222V220H155V219H156V217L159 218L160 215L156 216V215H155V212H157V211L154 212V210H155V208H158V206H157V207L154 206L155 208H154V209H151V208L153 207V203H152V205H151L152 207H151L150 210H149V214H150V215H149V218L154 219V220L152 221L154 224L152 223V225H155V226H153V227L156 228V226H157V229H158L159 226H163V225H161V224H164V228H166V229L168 230L169 228H167V227H170V229H171V228H173V225H174V227H180V226H178V225H181V224H182V226H184L183 228H185V229L183 230L184 233H185V236H184V233H183V232L175 233V235L173 234L175 237H174L173 235H172V236H171V235L168 236L169 233L167 232L168 234H167V233H166V234H167V237H168V238L165 239V236H164V238L162 239V241H164V242L166 243V244H165V243H164V244H165V245L167 246V248H168V252H165V251H164V250H165L164 248H163L164 250H163L162 248H160V247H162V246H160V242H161V241H160L159 244H158V243H157V241H158L157 237H156V238H155V237L153 238V237H149V236H152V235H148L149 238H148V237H145V238H144V239H148V240H144V241H146V243H147V241L150 242L149 244L152 246V247H151V250L154 249V245H155V248H158V247H159V248H158V250L156 249L157 252H156V250L154 249V250L152 251V253H150V256H149L150 259H149V258H144V263H143V264H164V263L167 264L166 262H168V264H169V263L171 262V259H169V258H170L172 255L174 256V254L176 253V249H177V248H178V249H177L178 254L180 253V254H179V257H180V258L178 257V254H177V253L175 254V256L177 255V258H175V256H174V257L172 256V258H174V261H173V259H172V262H175V263H176V260H175V259H178V261L181 259V257H182L181 254H184L183 252L181 253V251H182L184 248H186L185 250H183V251H188V252H185V253H186L185 255H186V256H187V254H188V256H189V255H190V256L192 255V258H194V259H191L190 256H189V257L187 256V260H186V257H185V260L188 261L189 263L186 262V261H184V260H183L184 258H183V259H181V260L183 261V264H185V263H187V264H190V263H191V264H198V262H200L201 264H202L203 262H204L203 264H209V263L214 264L216 261H217V263H215V264H222V263H224V264H233V261H231V259L235 260L234 263H236L237 260H238L237 264H244V262H245L244 260H245V259H246V263H245V264H247L248 261H249V262H248L249 264H258V263L260 264V262H261V257H262V253H261L262 250H260L261 248L258 247L257 245H260V244H258L259 240L262 241V240L264 239V236H263V235H264V228H263L264 223H262V221H264V219L261 220V218H260V217H263V218H264V211H263V210H258V209H256V211H255V209H253V207H252L253 210H252L251 208H248V209L252 210V211H250L252 214L249 212V210L247 211V209H245V207H247V205L245 206L246 203L242 204V203H241L242 200L240 201V199H238V198L241 197V196H242L241 198L244 199V198H243V195H240V194H242V192H240V193L237 195V196H238L237 199H238V201H239L238 204H237V206H236V207L234 206L235 208L231 207L232 209H231L230 207L226 209V210L230 209V212H231L234 216L237 215V217L235 216V217H236V220L233 218V221H232L231 219L228 221V219H226V218L224 217V215L228 216V218H229V216H230V218H231V215H232V214H229L230 212L227 213V211H225V210L223 211V213H221V212H222V210H221L222 208L220 209V208L216 207L214 204H213V205H214V208H213V205H212V203H213V198L211 197ZM139 195H140V194H139ZM150 195H151V193H150ZM152 195H153V194H152ZM155 195H156V194H154V197L152 196V199L155 198ZM186 195H185V198H186V201H187V197H186ZM244 195H245V194H244ZM134 196H135V195H134ZM262 198H263V197H262ZM137 199H138V197H137ZM137 199H136V201L139 200V199H138V200H137ZM260 199H261V198H260ZM198 200H199V201H198ZM262 200H263V199H262ZM2 201H3V200L0 201V223H1V225H0V264H52V260L49 258V254H48V253H44L45 258L40 259V258L38 257L39 255H36V254H33V253L28 254V253H22V252H20V251H18V250H13V251H7V250H6V248L4 247V244H5L4 242H5V236H6V234H5V236H4L5 229L3 228L4 225H3L2 222L4 221V219H6L7 216L5 215V212H4V213L1 212V206L3 205V202H2ZM133 201H134V199H133ZM197 201H198V203H197ZM199 203H200V204H199ZM203 203H204V204H203ZM120 204H121V202H120ZM138 204H139V202H138ZM138 204H136V202H135V206L132 207V208L135 207V208L133 209V213H136V214H137V215H136V214H132V216H134V219H135V220H134L135 223H133V225H134V224L137 225V223H136L137 221H136V220H137V217H138V215H139V212L137 213V211H138L137 209H139L138 206H137ZM169 204H170V203H167V206L165 205V207H167V212H168L169 209H170V211H172V210H176V213H178V212L180 211V210H179V208H180V206H181L180 204H178V205H173L174 207L170 204V205H171L170 208H169V206H170ZM192 204H193L194 206H193ZM185 205H186V206H185ZM199 205H200V206H199ZM136 206H137V207H136ZM139 206H140V205H139ZM142 206H143V208H144L145 205H142ZM148 206H150V205H148ZM192 206H193V208H192ZM244 206H245V207H244ZM140 207H141V206H140ZM145 207H146V206H145ZM161 207H163V206L161 205ZM204 207H205V208L207 207V209H205ZM220 207H221V206H220ZM241 207H242V210H241ZM243 207H244V208H243ZM248 207H249V206H248ZM250 207H251V206H250ZM168 208H169V209H168ZM188 208H189V209L192 208V211H190ZM236 208H237V209H236ZM162 209H163V208H162ZM165 209H166V208H165ZM165 209H164V210H165ZM217 209H218V211H217ZM219 209H220V210H219ZM223 209H225V208H223ZM233 209L236 210V213H235V212H232ZM244 209L246 210V212H247L248 214L250 213L249 216H248L249 218H250V215H251V218H250L249 220H248V217H247V219H246L245 214H247V213L244 211ZM2 210H4V209H3V206H2ZM120 210H121V208L119 207V226H120V228H119V233L121 234V235H120V234L118 235V240H119V242H121V240H122V237H120V236H122L121 229H122V219H123V218H122V217H123V216H122L123 213L120 212ZM134 210H137V211H134ZM142 210H143V209H142ZM151 210H153V212H152ZM156 210H157V209H156ZM200 210H201V213H200V215H199V211H200ZM202 210L205 211L206 214L203 215V211H202ZM121 211H122V210H121ZM165 211H166V210H165ZM165 211H164V212H165ZM181 211H182V210H181ZM181 211H180V212H181ZM207 211H208V212H207ZM216 211H217V221L215 220V219H216V213L214 214V212H216ZM219 211H220V212H219ZM228 211H229V210H228ZM239 211H240V212H239ZM258 211L261 212V215H263V216H261V215L259 216ZM160 212H161V211H160ZM196 212H197V213H196ZM209 212H210L211 214H213L215 218H213V215L210 217ZM242 212H245V214L242 213ZM254 212H255L256 214H258V218H259V219L257 218V215H254ZM262 212H263V214H262ZM140 213H141V211H140ZM147 213H148V212H147ZM152 213H153V214H152ZM165 213H166V212H165ZM168 213H169V212H168ZM168 213H167V214H168ZM219 213L221 214V218L224 217V218H223L224 220H223V219L221 220V218H219V217H220V216L218 215ZM240 213H241V215H240V217H239V214H240ZM1 214H2V215H1ZM3 214H4V215H3ZM181 214H182V213H181ZM186 214H187V215H186ZM192 214H193V216H192ZM227 214H229V215H227ZM243 214H244V215H243ZM147 215H148V214H147ZM147 215H146V216H147ZM152 215H153V216H152ZM185 215H186V216H185ZM233 215H232V217H233ZM242 215H243V218L241 219V216H242ZM136 216H137V217H136ZM222 216H223V217H222ZM3 217H4V218H3ZM139 217H140V215H139ZM147 217H148V216H147ZM182 217H183V220H182ZM206 217H207V218L210 217V221H214V222L210 223V222H208L209 220L206 222ZM244 217H245V219H244ZM252 217H253V218H252ZM254 217H255V218H254ZM1 218H2V219H1ZM121 218H122V219H121ZM162 218H163V217H162ZM166 218H167V226H166V224H165V223H166ZM173 218H174V216H173ZM238 218H239V219H238ZM7 219H8V218H7ZM152 219H151V220H152ZM168 219H169V220H168ZM170 219H172V220H170ZM184 219H185V220H184ZM186 219H188V220H186ZM189 219H190V220H189ZM194 219H195V221H194ZM211 219H212V220H211ZM255 219H256V220H255ZM120 220H121V221H120ZM159 220H160V219H159ZM178 220L181 221V222H179ZM234 220H235V222H234ZM244 220H245V221H244ZM1 221H2V222H1ZM7 221H8V220H7ZM172 221H173V222H172ZM193 221H194V222H193ZM198 221H199V223H198ZM218 221H219V222H218ZM230 221H231V222H230ZM243 221H244V223H243ZM260 221H261V222H260ZM12 222H13V221H12ZM182 222H183V223H182ZM190 222H193L194 225H193L192 223L190 224ZM220 222H221V223L224 222V223L221 224ZM254 222H255V224H254ZM14 223H16V222L14 221ZM236 223H238V224H236ZM251 223H252V228H251ZM260 223H262L263 225L260 224ZM172 224H173V225H172ZM175 224H176V225H175ZM200 224H201L202 226H201ZM203 224H204V227H203ZM213 224H214V225H213ZM217 224H218V226L222 225L223 228H224V232L227 233V236H226L225 234H224V235L222 234V236H224L223 239H224V238H227V237H230V238L227 239L229 245H228V243H226L227 241L224 242L225 245L227 244L229 247H225L224 249H222V250H225V249L227 250V248H228V250L225 251V254H220V256H222V255H223V256H222V257L219 256V259H218L219 261H218V260H215L214 257H213V256L216 254V253H215V254L213 255V251H214V252H216V251L214 250V248H213V246H212L213 243H214L213 245L216 246L217 243H218V241L215 243V239L211 238V236L214 235V238H216V239L219 240V238H217V237L215 236V229H214V227L216 228V225H217ZM136 225H134V226H136ZM239 225H240V226H239ZM260 225L262 226V229H261V226H260ZM171 226H172V227H171ZM191 226H192V227L196 226V227H194L195 229L193 228V230H192ZM218 226H217V227H218ZM236 226H237V227H236ZM4 227L6 228V226H4ZM150 227H151V226H150ZM187 227H189L192 231L189 230V228L187 229ZM202 227H203V230L201 229ZM220 227H221V226H220ZM235 227H236V228H235ZM240 227H241V228H240ZM248 227H249V229H251L250 232H249ZM2 228H3V229H2ZM218 228H219V227H218ZM218 228H216V229H218ZM258 228L260 229V232H259V229H258ZM157 229H153L152 232H155V231H156V233H157ZM234 229H235V230L237 229V231H240V232H237V231H235ZM241 229H242V230H241ZM150 230H152V229H150ZM172 230H173V229H172ZM196 230H197V232H196ZM201 230H202V231H201ZM206 230H207V231H206ZM222 230H223V229H222V227H221V231H222ZM168 231H169V230H168ZM187 231H188V232H187ZM193 231H194V232H193ZM233 231H235V233L237 232V233H236V236H235V233H233ZM244 231H245V232H244ZM170 232H171V230H170ZM199 232H200V233H199ZM207 232H208V234H207ZM262 232H263V233H262ZM2 233H3V235H2ZM222 233H223V232H222ZM171 234H172V233H171ZM178 234H179V236L177 237ZM180 234H181V235H180ZM182 234H183V235H182ZM188 234H189V236H188ZM202 234H203V237L205 236L204 239H203V237H202ZM211 234H212V235H211ZM228 234H229V236H228ZM230 234H231V235H230ZM238 234H239V235H238ZM186 235H187V236H186ZM207 235H208V236H207ZM153 236H154V235H153ZM183 236H184L185 238H183ZM225 236H226V237H225ZM238 236H239V237H238ZM252 236H253V237H252ZM134 237H135V236H134ZM136 237H138V236L136 235ZM173 237H174V238H173ZM236 237H238L239 240H237ZM259 237H260V238H259ZM150 238H151V239H150ZM188 238H189V240H188ZM234 238H235V239H234ZM258 238H259V239H258ZM136 239H137V238H136ZM136 239H135V241H136ZM138 239H140V238H138ZM138 239H137V241H138ZM149 239H150L151 241H153V240H154V241L151 242ZM156 239H157V240H156ZM168 239H169V242H168ZM174 239H175V240H174ZM181 239H184V240H181ZM197 239H198V240H197ZM211 239H212V240H211ZM220 239H221V240H219V242H220V243H223L224 240L222 241V237H220ZM233 239H234V240H233ZM140 240H141V239H140ZM140 240H139V243L141 242ZM176 240H178V241H176ZM202 240H203V241H206V244L209 243V244H207L208 246H207L206 244H204L205 242L203 243ZM213 240H214V241H213ZM236 240H237V241H236ZM251 240H252V242H253L254 240H255V241L258 240V241H257V242L254 241V242L256 243V245H255V243L253 244V243L251 242ZM144 241H143V239H142V242H144ZM195 241L198 243V248L196 247L197 243H195ZM198 241H200V242H198ZM211 241H212L213 243H212ZM232 241H233L234 244L232 243ZM122 242H123V241H122ZM155 242H156V243H155ZM179 242L182 244V246H181V244L177 245ZM190 242H191V243H190ZM201 242H202V243H201ZM135 243H136V242H135ZM168 243H169V244H168ZM171 243H173V244H171ZM194 243H195V244H194ZM210 243H211V244H210ZM224 243H223V244H224ZM230 243H231V244H230ZM237 243H238V244H237ZM248 243H249V244H248ZM259 243H260V242H259ZM121 244H122V243H119V244H118V245H119L118 248H120V249H118V250H119V251H118L119 253H118V258H117L116 264H140L137 258H132L133 255L123 252L122 247H121V246H122ZM149 244H148V245H149ZM157 244H158L159 246H157ZM164 244H163V246H165ZM174 244H175V245H174ZM185 244H186V245H185ZM201 244H202V245H201ZM215 244H216V245H215ZM136 245H137V243H136ZM184 245H185V246H184ZM193 245H194V247H193ZM218 245H220V244L218 243ZM232 245H233V246H232ZM246 245H247V246H246ZM156 246H157V247H156ZM168 246H169V247H168ZM170 246L172 247V249H171ZM178 246H179V247H178ZM180 246H181V247H180ZM189 246H190V247L192 246V247L190 248ZM223 246H224V245H223ZM236 246H238V247H236ZM240 246H241V247H240ZM255 246H256V247H255ZM148 247H149V246H148ZM199 247H200V248H199ZM204 247H205V248H204ZM216 247H217V246H216ZM234 247H236V249L238 248V249H241V250L244 249V250H243V252H242L241 250H238V249H237V252H236V251H235L236 249H235ZM244 247H246V248H244ZM249 247H250V248H249ZM254 247H255V248H254ZM167 248H166V249H167ZM169 248H170V251H171L172 253L169 251ZM174 248H175V249H174ZM194 248H195V249H194ZM196 248H197L198 250H197ZM221 248H223L222 245L219 246V249H221ZM229 248H230V249H229ZM247 248H248V249H247ZM257 248H258V249H257ZM259 248H260V249H259ZM161 249H162V252H161ZM203 249H205V250H203ZM209 249H212V250H209ZM219 249H218V250H219ZM249 249H250V250H249ZM121 250H122V251H121ZM159 250H160L161 253H159ZM173 250H174V251H173ZM178 250H179L180 252H179ZM207 250H209V251H207ZM229 250H231L230 252L232 253V256H231ZM246 250H247V251L249 250V251L246 252ZM255 250H257V251H255ZM163 251H164L165 254L163 253ZM189 251H190V252H189ZM193 251H194V252H193ZM195 251H196V253H195ZM239 251H241V252H239ZM260 251H261V252H260ZM150 252H151V251H150ZM153 252H154V253H153ZM206 252H207V254H205ZM208 252H209V253H208ZM220 252H221V250H220ZM228 252H229V254H227ZM244 252H245L246 254H245ZM191 253H192V254H191ZM222 253H223V251H222ZM236 253H237V254H236ZM251 253L253 254V256H252ZM233 254H234V255H233ZM255 254H256V255H255ZM162 255H164V257H163L164 260H162V259H163V258H162ZM165 255H167V256H166L167 258L165 257ZM185 255H184V256H185ZM195 255H196V256H195ZM210 255H211V258H212V259L210 258ZM217 255H218V254H217ZM226 255H227V256H226ZM193 256H194V257H193ZM228 256L231 257L230 260H229V257H228ZM238 256H239V257H238ZM216 257H217V256H216ZM224 257H226V258H224ZM227 257H228V259H227ZM233 257H234V258H233ZM245 257H246V258H245ZM165 258H166V260H165ZM188 258H190V260H189ZM196 258H197L198 261L196 260ZM207 258H210L211 261H210V260L208 261ZM238 258H239V259H238ZM240 258H242V259H240ZM199 259H200V260L203 259V260H202L203 262L200 261ZM213 259H214L215 261H212ZM169 260H170V261H169ZM193 260H194L195 263L193 262ZM195 260H196L197 262H196ZM228 260H229L230 262H229V263H225V262H228ZM239 260H240V261H239ZM182 261H181V262H182ZM190 261H192V262H190ZM206 261H207L208 263H205ZM172 262H171V264H172ZM181 262H180V263H181ZM218 262H219V263H218ZM231 262H232V263H231ZM242 262H243V263H242ZM200 263H199V264H200ZM177 264H178V263H177ZM181 264H182V263H181Z\"/></svg>",
    "mask_w": 264,
    "mask_h": 264
}]
</instances>
